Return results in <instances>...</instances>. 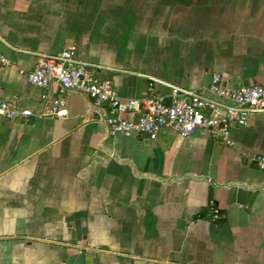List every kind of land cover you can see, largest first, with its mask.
I'll list each match as a JSON object with an SVG mask.
<instances>
[{"label": "crops", "instance_id": "1", "mask_svg": "<svg viewBox=\"0 0 264 264\" xmlns=\"http://www.w3.org/2000/svg\"><path fill=\"white\" fill-rule=\"evenodd\" d=\"M68 47L123 97H213L215 74L264 80V0H0V94L34 111H0V264H264V109L233 145L111 133L107 105L22 72Z\"/></svg>", "mask_w": 264, "mask_h": 264}, {"label": "built area", "instance_id": "2", "mask_svg": "<svg viewBox=\"0 0 264 264\" xmlns=\"http://www.w3.org/2000/svg\"><path fill=\"white\" fill-rule=\"evenodd\" d=\"M76 50V47H68L58 54L41 56L35 69L22 72L32 84L43 89L57 84L62 93L76 90L107 105L105 117L111 133L130 135L139 132L156 139L163 128L174 129L184 137L196 129H204L213 137L233 145L232 129L247 126L250 113L264 109V80L229 88L218 74L213 76L208 88L213 97L178 86H173L171 94L165 97L158 92L154 81L150 83L146 97H123L110 81L100 80L89 65L79 61ZM0 63H9L1 53ZM43 100L41 115L65 113L64 97L54 98L48 104L49 96L44 94ZM0 111L10 119H26L34 114L31 108L12 105L1 94ZM253 161L264 170V153H258ZM218 216L215 210V218Z\"/></svg>", "mask_w": 264, "mask_h": 264}]
</instances>
